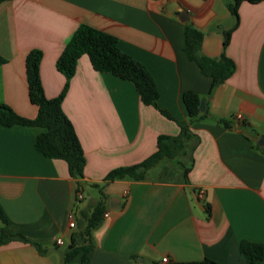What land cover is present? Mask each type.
I'll list each match as a JSON object with an SVG mask.
<instances>
[{
    "label": "crops",
    "instance_id": "crops-1",
    "mask_svg": "<svg viewBox=\"0 0 264 264\" xmlns=\"http://www.w3.org/2000/svg\"><path fill=\"white\" fill-rule=\"evenodd\" d=\"M169 3L174 8H167ZM5 0L0 3V104L34 118L28 98L25 56L42 52L40 80L47 98L65 78L55 66L80 24L107 32L118 47L151 73L159 109L141 101L133 84L94 70L78 59L62 109L85 156L83 176L69 175L61 159L34 147L37 126L0 124V209L12 232L32 243L0 245V264H82L81 252L63 262L84 212L102 202L92 232L89 264H173L209 258L246 264L239 241L264 244V0ZM184 12L179 18L175 9ZM186 26L203 34L201 52L231 59L235 70L208 95L211 78L185 54ZM230 32L223 47L224 33ZM185 92L205 102L203 119L190 124L194 148L161 158L144 180L130 176L104 183L113 169L139 163L156 151L160 135L177 136L187 120ZM240 114L242 119H236ZM81 184V185H79ZM79 185L83 198L76 200ZM87 189L91 190V195ZM196 197L201 192L197 204ZM73 215L75 226H68ZM107 214V215H105ZM167 258L168 263H163ZM259 264H264V259Z\"/></svg>",
    "mask_w": 264,
    "mask_h": 264
},
{
    "label": "trees",
    "instance_id": "trees-1",
    "mask_svg": "<svg viewBox=\"0 0 264 264\" xmlns=\"http://www.w3.org/2000/svg\"><path fill=\"white\" fill-rule=\"evenodd\" d=\"M5 0H0V3ZM241 0H234L231 11L236 14L237 6ZM258 2L260 0H249ZM231 31L224 33L223 47L229 41ZM203 34L196 28L186 26L184 33V52L187 57L196 62L202 73L211 78L208 95L214 88L223 83L235 70L234 62L222 55L215 59L201 52ZM86 55L92 68L98 72L110 73L120 79L127 80L135 87L141 101L145 104L158 108V90L149 70L138 60L134 59L117 45V39L113 35L93 28L86 24H80L64 46L58 56L55 66L65 78L60 93L52 98L44 95L40 80V61L42 52L39 49L30 50L25 56V76L28 89L29 101L37 106V114L34 118H26L18 115L10 107L0 104V124L3 126L23 125L37 126L41 132L37 134L34 147L42 155L64 160L72 178L80 179L83 176L85 156L74 126L62 109V101L68 91L69 82L74 73L78 59ZM0 62L4 59L0 56ZM200 97L194 92H185L182 100L187 110V120H176L180 127L177 136L160 135L157 138V148L154 153L143 161L130 165L118 167L111 170L105 177L104 183L108 181L130 176L135 180H144L148 177L149 170L163 157H179L185 167L187 177L190 166L184 156L194 148L191 145L193 138L190 132V124L196 120L203 119L206 115L199 108ZM166 117L174 119L167 111L159 109ZM187 157V156H186ZM81 185V184H79ZM79 185L76 192H80ZM102 202L96 203L91 211L82 213L77 222L78 229L72 234L70 242L63 254V262L73 260L81 252V263L89 264V252L92 248V232L97 228L102 219ZM10 241H21L32 243L40 254H45V249L28 240L23 234L12 232L8 228V221L0 209V245ZM239 251L245 258L246 264H259L264 259V244L252 242L247 239L239 241ZM173 264H215L209 258L200 261L176 262Z\"/></svg>",
    "mask_w": 264,
    "mask_h": 264
},
{
    "label": "water",
    "instance_id": "water-1",
    "mask_svg": "<svg viewBox=\"0 0 264 264\" xmlns=\"http://www.w3.org/2000/svg\"><path fill=\"white\" fill-rule=\"evenodd\" d=\"M167 8H174V4H173V3H169V4L167 5ZM175 11L177 12L178 17L181 18V19H183V16L185 15L184 12H183L180 8L175 9ZM199 108H200L201 111L204 110V108H205V102H204V99H201V100H200ZM257 142H258V144H262V145H263V142H264V135H259L258 138H257ZM191 193H192V196H193L194 200H195L196 203L198 204V203H199V200H198V198L196 197L195 192H194L193 189H191Z\"/></svg>",
    "mask_w": 264,
    "mask_h": 264
},
{
    "label": "built area",
    "instance_id": "built-area-1",
    "mask_svg": "<svg viewBox=\"0 0 264 264\" xmlns=\"http://www.w3.org/2000/svg\"><path fill=\"white\" fill-rule=\"evenodd\" d=\"M235 118H236V119H242V116H241L240 114H237V115L235 116ZM201 195H202V194H201V192H200V193L198 194V198L201 197ZM75 198H76V200H81V199L83 198V194H82L81 192H75ZM105 215H107V214H105ZM68 226H69L70 228H72V227L75 226V219H74V217H73L72 214H70V216H69ZM55 244H57V245H62V244H63L62 239H61V238H57V239L55 240ZM162 262H163V263H168V259H167V258H162Z\"/></svg>",
    "mask_w": 264,
    "mask_h": 264
},
{
    "label": "rangeland",
    "instance_id": "rangeland-1",
    "mask_svg": "<svg viewBox=\"0 0 264 264\" xmlns=\"http://www.w3.org/2000/svg\"><path fill=\"white\" fill-rule=\"evenodd\" d=\"M87 192L90 195L92 194L90 189H87ZM66 248H67V244L65 243L64 245H61L58 250L59 251H64Z\"/></svg>",
    "mask_w": 264,
    "mask_h": 264
}]
</instances>
